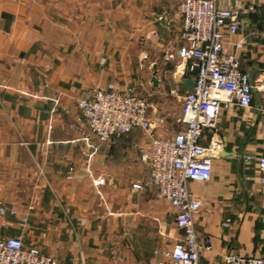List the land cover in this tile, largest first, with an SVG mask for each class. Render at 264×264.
<instances>
[{"label": "crops", "instance_id": "0c3cea01", "mask_svg": "<svg viewBox=\"0 0 264 264\" xmlns=\"http://www.w3.org/2000/svg\"><path fill=\"white\" fill-rule=\"evenodd\" d=\"M181 1L0 0V198L29 215L24 233L15 218L6 216L7 228L0 220L1 236L23 235L59 264H155L175 245V211L147 185L141 160L150 135L135 129L94 150L78 101L93 88L148 90L181 107L153 120L156 134L182 130L194 73L179 56ZM218 2L243 12L241 32L224 47L257 88L250 108H223L203 135V145L220 148L211 179L189 184L202 204L197 231L213 239L200 264H225L228 254L264 258V0Z\"/></svg>", "mask_w": 264, "mask_h": 264}, {"label": "built area", "instance_id": "2783aa9c", "mask_svg": "<svg viewBox=\"0 0 264 264\" xmlns=\"http://www.w3.org/2000/svg\"><path fill=\"white\" fill-rule=\"evenodd\" d=\"M242 13V10L219 5L218 0L180 2L177 14L182 21L185 46L179 51V56L194 73V84L183 99L180 121L185 127L174 136L160 137L156 134L147 100L133 90L117 92L93 88L78 101L84 123L97 144L87 136L84 140L94 150L98 144L135 129L144 130L151 137L148 148L141 154V160L149 168L147 185L157 190L159 199L170 203L175 211V224L181 232L175 245L161 252L163 260L155 264H164V260L171 264H200L202 252H213L212 237L200 236L197 231L194 216L202 204L191 192L189 184L206 182L212 177L220 142L213 141L205 146L202 139L206 130L215 129L223 108L230 104L250 108L253 103L256 83L244 70L240 56L224 47L226 36L241 32ZM166 15L159 16L158 20H166L170 24ZM257 160L258 172L264 183V156ZM133 187L142 189L143 185L134 184ZM6 216L15 218L23 233L28 228V213L9 207L0 198L3 228L9 226ZM223 225L229 226L230 220L227 219ZM224 261L225 264H264V258L247 254H228ZM0 264L59 262L37 246L26 245L23 235H0Z\"/></svg>", "mask_w": 264, "mask_h": 264}, {"label": "rangeland", "instance_id": "374dc122", "mask_svg": "<svg viewBox=\"0 0 264 264\" xmlns=\"http://www.w3.org/2000/svg\"><path fill=\"white\" fill-rule=\"evenodd\" d=\"M144 98H146L147 102H148V106H149V112H150V117L153 120H155L158 115L162 114L161 112H163L164 114L167 113V115L169 114L170 117L174 116L175 114L177 115L178 110L181 108L178 106V103L176 101V99H170L167 102V106H164L161 100H159V97H155L154 95H152L150 97V91L148 90H142V92H139ZM172 120V119H170ZM154 123V121H153ZM172 123V121H170V124ZM154 128H155V132L157 131V124L154 123ZM169 129V125L166 124L165 127H163L164 131H167Z\"/></svg>", "mask_w": 264, "mask_h": 264}, {"label": "water", "instance_id": "95a60500", "mask_svg": "<svg viewBox=\"0 0 264 264\" xmlns=\"http://www.w3.org/2000/svg\"><path fill=\"white\" fill-rule=\"evenodd\" d=\"M193 84H194V83L192 82V84H191V88H190L189 92L192 90Z\"/></svg>", "mask_w": 264, "mask_h": 264}]
</instances>
